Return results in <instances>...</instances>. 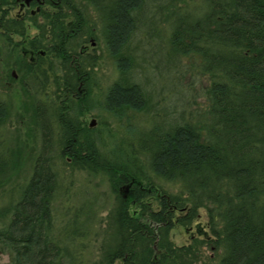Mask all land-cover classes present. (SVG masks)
<instances>
[{"label":"trees","instance_id":"trees-1","mask_svg":"<svg viewBox=\"0 0 264 264\" xmlns=\"http://www.w3.org/2000/svg\"><path fill=\"white\" fill-rule=\"evenodd\" d=\"M6 8L1 1V16L9 13ZM147 10H154L152 25L158 18L169 25L170 55L195 57L210 77L204 88L208 104L196 120L183 113L142 133L136 148L121 142L107 153L93 137H81L80 110L90 99L99 59L86 49L100 32L123 71L129 70L133 58L123 50ZM44 14L51 18L34 46L43 39L46 60L19 65L22 79H29L23 89L32 97L44 95L45 104L52 105L47 115L59 129L66 163L103 174L110 183L116 197L109 219L113 233L100 264H198L208 248L216 264H264V0H59ZM10 23L1 20L7 34ZM64 104L73 105L71 112ZM146 104L136 83L117 81L107 96L113 109ZM6 111L0 103V126ZM42 111V105L35 106L45 144L19 197L0 208V219H9L0 227V251L9 252L8 264H82L80 240L93 215L71 212L67 224L56 228L53 203L60 180L44 154L51 143ZM9 168V160L0 162V174ZM160 180L180 190L171 193ZM202 208L208 230L198 227L199 236L176 245L171 231L191 228Z\"/></svg>","mask_w":264,"mask_h":264},{"label":"rangeland","instance_id":"rangeland-1","mask_svg":"<svg viewBox=\"0 0 264 264\" xmlns=\"http://www.w3.org/2000/svg\"><path fill=\"white\" fill-rule=\"evenodd\" d=\"M154 10H147L141 17V27L128 48L123 50L125 56L133 58L129 70L123 71L119 58L110 53L100 32L97 44H90V51L95 52L99 59L89 88L90 99L80 110L79 117L83 123L81 137L88 140L93 137L96 145L107 153H111L121 142H125L130 150L136 148V141L142 133L148 132L156 124L169 125L183 113L196 120L208 104L204 88L210 83V77L202 73L195 57L176 59L170 55L169 25L164 18H158L157 23L152 25ZM14 46L0 31V103L7 110L6 119L0 126V162L9 160L10 164V168L0 174V208L19 197V190L28 181L34 160L42 151L44 128L36 126L34 109L39 105L48 106L45 102L49 101L44 95L32 97L23 89L22 74L13 64ZM13 72L18 78H14ZM117 81L139 84L147 98L145 108H110L107 96ZM31 88L36 90V87ZM38 91L41 93L40 88ZM53 98L55 95L48 98L52 100L51 103ZM45 115L48 120L44 122L49 126V129L46 126L49 133L46 138L48 140L49 137L47 143L51 145L44 154L52 158L60 180V192L53 203L56 228H63L67 224L71 212L90 211L93 222L88 224L89 230L80 240L83 245L79 257L82 264H100L104 249L111 243L113 228L109 219L116 197L105 175L73 169L66 163V158L61 156L60 132L55 119ZM159 183L171 193L180 190V185L163 180ZM12 190L15 191L11 193ZM7 220L0 219V227ZM207 222L206 210L202 208L200 217L191 228L176 226L170 233L171 238L176 245L188 244L199 236L198 227L208 230ZM214 256L208 248L198 264H216ZM10 260L9 252L0 251V264H8Z\"/></svg>","mask_w":264,"mask_h":264},{"label":"flooded vegetation","instance_id":"flooded-vegetation-1","mask_svg":"<svg viewBox=\"0 0 264 264\" xmlns=\"http://www.w3.org/2000/svg\"><path fill=\"white\" fill-rule=\"evenodd\" d=\"M1 1L7 2L6 9H8L9 13H7V15L5 16L0 15V31L4 35L6 40L15 44V46L12 47L14 53L12 59L15 68L19 69L20 71L21 69L19 65H23L22 63L23 61L24 62L28 61L34 66H36L39 63H43L44 60H46V52L48 50L43 48V39H39L40 41L38 40L37 42V45L39 44L40 47L34 46V39L36 38V34L39 33L40 28L44 25L45 20L51 18L50 16H46L44 13L46 11H51L53 7L57 6L59 0H1ZM1 20H9L10 22H12L8 24V26L11 27V30L10 32H8V34L5 33V31L2 29ZM94 44L97 43H91V45ZM91 45H89V48L86 49L87 53H89V51L91 50L90 47ZM72 60L73 61L71 62V67L76 68L77 65H75L74 62L75 57H73ZM56 66L59 67V63H57ZM20 72L21 74H23L22 71ZM12 75L14 76V78H18V75H16L15 72H13ZM21 82L22 85H27L29 79L27 78L21 79ZM31 82L34 84L33 81ZM43 82L44 81H42L41 83ZM74 95L76 98L79 99V97L76 94ZM59 101H61V99ZM51 106L52 105L42 106L43 108L42 112L44 114H47L48 110L49 111L51 110L50 108ZM63 107L68 108L69 109L68 111L71 112V108L73 107V105L69 104V106H67L64 104ZM67 157L69 158V160H71L69 156Z\"/></svg>","mask_w":264,"mask_h":264},{"label":"water","instance_id":"water-1","mask_svg":"<svg viewBox=\"0 0 264 264\" xmlns=\"http://www.w3.org/2000/svg\"><path fill=\"white\" fill-rule=\"evenodd\" d=\"M93 124H94V122H93Z\"/></svg>","mask_w":264,"mask_h":264}]
</instances>
